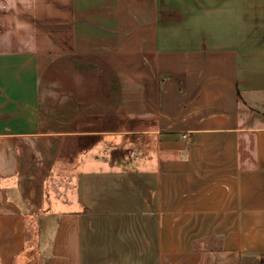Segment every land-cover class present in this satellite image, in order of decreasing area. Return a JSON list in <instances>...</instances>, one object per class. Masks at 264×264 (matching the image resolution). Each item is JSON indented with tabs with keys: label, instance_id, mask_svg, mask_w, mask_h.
<instances>
[{
	"label": "crops",
	"instance_id": "1",
	"mask_svg": "<svg viewBox=\"0 0 264 264\" xmlns=\"http://www.w3.org/2000/svg\"><path fill=\"white\" fill-rule=\"evenodd\" d=\"M0 264H264V0H0Z\"/></svg>",
	"mask_w": 264,
	"mask_h": 264
}]
</instances>
